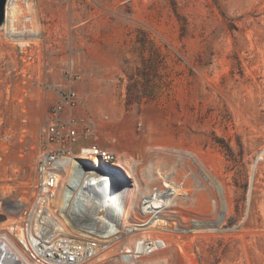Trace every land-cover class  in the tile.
Wrapping results in <instances>:
<instances>
[{
    "label": "rangeland",
    "instance_id": "1",
    "mask_svg": "<svg viewBox=\"0 0 264 264\" xmlns=\"http://www.w3.org/2000/svg\"><path fill=\"white\" fill-rule=\"evenodd\" d=\"M11 6L0 26L2 188L35 187L49 110L74 90L71 153L85 170L97 162L80 147L111 151L114 193L136 206L163 178L180 185L161 212L176 228L155 233L168 248L136 264H264V0Z\"/></svg>",
    "mask_w": 264,
    "mask_h": 264
},
{
    "label": "built area",
    "instance_id": "2",
    "mask_svg": "<svg viewBox=\"0 0 264 264\" xmlns=\"http://www.w3.org/2000/svg\"><path fill=\"white\" fill-rule=\"evenodd\" d=\"M76 103V91L68 90L49 110L34 188L25 181L24 192L14 197L12 188H2L0 177V264H136L141 255L168 248V241L155 233L176 228L161 212L176 204L180 185L163 178L141 194L136 206L128 198L133 193L123 187L114 193L119 177L108 167L116 157L97 144L79 148L82 157L96 156L94 167L103 170L89 175L71 153L79 138L71 117ZM150 198L161 206L153 207Z\"/></svg>",
    "mask_w": 264,
    "mask_h": 264
},
{
    "label": "bare ground",
    "instance_id": "3",
    "mask_svg": "<svg viewBox=\"0 0 264 264\" xmlns=\"http://www.w3.org/2000/svg\"><path fill=\"white\" fill-rule=\"evenodd\" d=\"M12 1L13 0H7V2H6V5H5V21H4V23H3V25H2V27H8L9 26V24H10V22H11V19H10V17H12L11 15H12V10H13V8H12ZM82 147H88V146H82ZM79 154H81V155H83V156H86L85 155V153H84V151H82V152H79ZM73 156H74V154H73ZM88 157H91V158H94L95 160H96V156H94V155H90V156H88ZM98 160V159H97ZM69 164L71 165V166H74L75 164H76V162L73 160V158H71L70 159V161H69ZM93 168L95 169V170H89V171H87L88 172V174L89 175H92V176H97L98 175V170L99 171H103L102 169H96L94 166H93ZM173 187L174 188H176V186L175 185H173ZM177 190V189H176ZM123 190H121V191H119L118 192V194L119 195H121ZM178 191V190H177ZM130 197L131 196H129V199H130ZM151 200H152V206L153 207H155V208H157V207H160L161 205H159L158 203L160 202L159 200H156V199H152V198H150ZM163 205V204H162ZM156 222H162L160 219H158Z\"/></svg>",
    "mask_w": 264,
    "mask_h": 264
},
{
    "label": "water",
    "instance_id": "4",
    "mask_svg": "<svg viewBox=\"0 0 264 264\" xmlns=\"http://www.w3.org/2000/svg\"><path fill=\"white\" fill-rule=\"evenodd\" d=\"M7 0H0V26L5 21V5Z\"/></svg>",
    "mask_w": 264,
    "mask_h": 264
},
{
    "label": "trees",
    "instance_id": "5",
    "mask_svg": "<svg viewBox=\"0 0 264 264\" xmlns=\"http://www.w3.org/2000/svg\"><path fill=\"white\" fill-rule=\"evenodd\" d=\"M181 29L183 30V27H181ZM138 42L140 43L141 46H143L145 43V40L143 37H140V38H138Z\"/></svg>",
    "mask_w": 264,
    "mask_h": 264
}]
</instances>
